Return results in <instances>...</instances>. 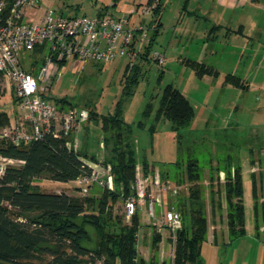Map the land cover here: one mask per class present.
<instances>
[{
  "label": "rangeland",
  "instance_id": "374dc122",
  "mask_svg": "<svg viewBox=\"0 0 264 264\" xmlns=\"http://www.w3.org/2000/svg\"><path fill=\"white\" fill-rule=\"evenodd\" d=\"M48 1L47 7L58 8L65 15H70L67 7H72L71 12L77 15L93 14L89 9L90 0ZM194 2L195 0H169L165 10L163 9V27L152 48L162 53L165 61L162 65L156 64L153 59L146 62L139 61L141 74L137 83L131 87L129 95L125 93L121 84L124 66L131 61L125 57L116 58L107 67L102 68L91 61L82 66L74 61H68L63 66L53 94L65 95L76 106L93 109L99 114L112 112L116 103H120L122 117L130 127L139 168L141 169L140 162L145 160L150 172L158 171L161 177L163 171L171 172L170 175L180 173L187 157H194L198 160L201 172L207 171L211 164L221 166L232 162L241 165L242 170H246L249 162L253 160L249 168L254 173L255 185H261L257 192L262 198L259 202L263 207L264 87H259L258 84L257 86L252 85L249 81L254 80L253 83H256L264 78V37L258 38L256 35L247 41L248 44H245V40H238L233 36L228 40L223 38L220 36L221 30L219 33L217 31L213 33H218L219 39L216 36L214 41L201 38L199 31L204 24L202 19L195 21V18H200L202 14L194 10L196 8ZM76 4L78 7L74 9ZM261 32H264V27ZM243 43L244 46H242ZM36 53H26L22 59V66L27 72L33 74L44 63V55ZM192 62L210 66L221 77L234 73L240 77L241 82L247 79L248 86L220 87L217 83L220 77L214 80L213 76L199 75L197 66L192 65ZM166 84L176 86L188 98L193 107L194 116L183 128L174 130L167 120H163L155 125L153 131H150L149 126L153 121L150 117L142 118V112L149 101L153 103V110L156 108ZM10 85L9 81L0 78V107L9 113L13 120L18 118L24 110L20 107ZM140 120L144 122L141 126L138 124ZM79 128L82 130L80 136L77 137L76 149L81 151L83 160L88 164L98 162L105 166L109 165V172L113 178L111 164L104 163V157L108 158L112 155L110 151L112 142L107 141L111 133L102 134L93 116ZM84 153L87 157H84ZM257 160L263 164H257ZM171 177L170 182L174 183ZM208 179L205 176L203 199L206 206L210 207L209 200L214 197L215 206H217L216 202L223 191V179L221 178L222 182H216L214 179L212 184ZM33 183L44 191H65L80 197L92 196L96 200L100 197L103 188L108 189L92 183L84 192H81L83 188H80L74 181L58 184L43 178ZM112 186L114 189V182ZM182 186L179 196L174 199L179 200L178 205L184 203L187 206L188 185ZM250 187V178L245 173L243 182L245 204L249 203V200L251 202ZM172 198L168 192H165L163 206H170ZM113 210L118 215L123 213L122 195L114 202ZM219 210L216 209L218 212ZM179 214L182 226L187 217L183 216V213L179 212ZM29 215L32 216V214ZM147 219L150 220L146 214H140V226L137 231L138 255L146 260L159 251V245L156 247L151 244L152 229L145 226ZM84 226L90 235L85 245L94 248L95 229L88 223ZM144 233L145 238H143ZM163 259L165 258L162 257ZM169 263L167 260L164 264ZM96 264H101V261H97Z\"/></svg>",
  "mask_w": 264,
  "mask_h": 264
},
{
  "label": "trees",
  "instance_id": "16d2710c",
  "mask_svg": "<svg viewBox=\"0 0 264 264\" xmlns=\"http://www.w3.org/2000/svg\"><path fill=\"white\" fill-rule=\"evenodd\" d=\"M115 1L113 0L111 6L115 5ZM154 1L155 6L151 14L156 27L151 31L143 52L136 59H130L131 61L124 66L121 84L127 95L131 93V87L137 83L141 74L139 61L146 62L151 59L149 54L155 41L156 28L159 26L161 3L160 0L146 1V4ZM11 3L12 0H6L3 16L8 14ZM106 8L102 6L95 15H105L102 9ZM46 49L47 44L43 43L36 45L29 53L38 52L43 56ZM65 63L66 61L62 60L59 65ZM93 64L102 68L99 63ZM191 64L197 66L199 75L217 76L218 74L213 68L202 63ZM224 78L225 82L242 86L238 77L231 73L226 74ZM49 98L59 110L76 105L65 95L53 94ZM88 111V119L92 116L95 118L102 134L111 133L107 141L112 142L110 150L112 155L108 158L104 157V163L111 164L115 188L112 190L103 188L100 197L96 200L92 196L80 197L65 191H44L33 183L41 178L68 183L75 181L84 171L89 170V166L83 161L81 151L65 145L66 140L74 136L73 132L67 138L46 134L41 140L17 144L9 140L0 141V155L22 161L17 165H7L3 175L0 176V264H96L97 261H101V264L165 263L158 261V251L147 260L138 255L137 231L140 226L141 211L137 210L130 222H125L123 213L118 215L113 210L114 202L121 195L123 199L134 194L135 168L139 164L135 156L130 127L122 117L120 103L117 102L113 111L107 114L95 113L93 109ZM141 116L152 119L150 131H153L155 125L163 120H167L171 128L177 130L190 123L194 110L188 98L176 86L166 84L156 108L153 110V103L147 102ZM10 119L9 113L0 107V128L9 124ZM143 123L140 120L138 124L141 126ZM84 157H87V154ZM140 164L144 174L150 171L145 160ZM182 166L183 170L180 173L170 175L171 172H162L164 180L172 176L173 185L177 188L175 193L170 194L173 197L170 201L171 205L187 217L177 231L175 255L171 264H203L200 244L207 233L206 204L203 199L205 176L212 184L214 179L218 182L220 171L224 174L223 191L216 202L217 206L214 197H211L209 202L212 213L216 209L225 210L227 231L234 238L245 233L242 168L241 165L233 162L221 166L211 164L207 171L201 172V166L194 157H187ZM182 185H188L187 206L184 203L178 205L179 200L174 199L179 196ZM252 185L253 212L258 219L262 211V203L259 202L256 194L254 177ZM79 218L80 222H78ZM85 223L95 229L94 248L85 245L90 239ZM256 223L258 229V220ZM159 240L160 233L154 229L151 244L158 247Z\"/></svg>",
  "mask_w": 264,
  "mask_h": 264
},
{
  "label": "built area",
  "instance_id": "2783aa9c",
  "mask_svg": "<svg viewBox=\"0 0 264 264\" xmlns=\"http://www.w3.org/2000/svg\"><path fill=\"white\" fill-rule=\"evenodd\" d=\"M6 0H0V78L9 81L20 107L21 115L0 128V141L15 144L41 140L46 134L67 138L88 119L86 107L72 106L59 110L53 100V90L58 85L63 66L60 61H74L81 66L89 61L107 67L116 58L136 59L149 41L156 27L148 24L127 25L121 18L105 15H65L52 7H46L37 15V0H12L8 14L3 16ZM155 1L146 4L144 12L151 13ZM47 44L44 63L36 73H29L21 64L25 52L36 45ZM156 64L162 65L165 57L157 50L150 51ZM77 137L67 139L68 148L77 147ZM84 161V160H83ZM0 155V176L9 164L21 163ZM75 179L83 188L92 183L113 189L109 165L98 162L88 164ZM177 188L158 171L144 174L136 165L134 194L123 198V220L130 222L138 210L146 214L152 225L165 230L169 240L170 264L175 255L177 231L181 227V216L173 205L163 206L164 193H175Z\"/></svg>",
  "mask_w": 264,
  "mask_h": 264
},
{
  "label": "crops",
  "instance_id": "0c3cea01",
  "mask_svg": "<svg viewBox=\"0 0 264 264\" xmlns=\"http://www.w3.org/2000/svg\"><path fill=\"white\" fill-rule=\"evenodd\" d=\"M146 1L147 0H116L114 2L115 5L111 6L113 0H90L89 9H91L93 14H96L102 6H106L107 8L102 9V12L116 18H121L127 25H146L153 21L152 14L144 12L143 10L146 6ZM48 2V0H37V15L42 14L48 5ZM168 2L169 0H160L161 9L159 14V26L156 28V33L154 35L155 39L158 37L163 27L164 10ZM194 6L196 7L194 10H197L202 14L200 18H195V21L202 19L204 24L199 31V36L201 38L204 37L205 39H209V41H214L216 39L215 36L218 39L222 36L227 40L233 36L238 40H245V44H248L247 41H249L250 38L256 37V35H258V38L264 37V32H261L264 27V0H195ZM77 7L78 4H76L74 9H77ZM67 8L70 15H75V12H71L73 9L72 7ZM54 9L62 12V10H59L58 8ZM191 12L193 11L191 10ZM193 13L190 14L192 15ZM221 30L222 33H220V36H217ZM214 31H217L218 33L213 34ZM245 44L243 43L242 46ZM231 74L235 75L234 73ZM213 77L214 80H216V77H220V80L217 82L220 87L235 86L232 83L225 82V78L219 76V74ZM238 79L240 80V77H238ZM249 82H252V85L257 86L258 84L259 87H264V78L258 80L256 83H253L254 80ZM249 82L247 79H244L242 82L240 80L243 87L248 86ZM81 130L82 129L80 128L77 129L73 132V135L79 137ZM250 163L251 162H249V165ZM256 163H259V165L263 164L260 160H257ZM249 165L248 169L241 171L242 183L244 182L245 173L248 174L251 182V202L249 200V203L245 204L243 198L245 210V233L241 236L232 238L227 231L225 210L222 209L219 210V212L215 211L212 213L211 207L206 206L207 233L205 239L200 244V257L203 264H264V206L261 207L262 211L259 213L258 219H256L253 212L252 193V182L253 177L255 179V176L253 171H251V168H249ZM262 174L263 173L261 172V176ZM218 177L219 182H222V179L224 182V174L222 171L219 172ZM167 180L170 181V179ZM55 182L58 184H65L62 182ZM257 186L256 192L258 188H261V185ZM256 194L259 201H261L262 198L259 196V193L257 192ZM139 213L141 214L142 212ZM147 220L145 226L151 228L153 232L156 228L152 225L150 220ZM256 220H258V229L255 226V224H257ZM158 232L160 233V240L158 242V261L166 262L168 260L170 262L169 240L166 231L160 230ZM145 237L146 234L144 233L143 238ZM162 257L165 259L162 260Z\"/></svg>",
  "mask_w": 264,
  "mask_h": 264
}]
</instances>
